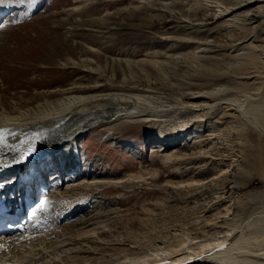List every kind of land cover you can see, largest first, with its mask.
Masks as SVG:
<instances>
[{"label":"rangeland","instance_id":"1","mask_svg":"<svg viewBox=\"0 0 264 264\" xmlns=\"http://www.w3.org/2000/svg\"><path fill=\"white\" fill-rule=\"evenodd\" d=\"M14 1V4L12 3L13 8L6 10L8 17L0 24V114H14L11 110L18 108L26 110L30 107H36L38 103L56 101L65 96L63 95L64 92L74 87L92 88L103 93L126 89L146 96L151 105L160 108L151 113L149 118H145V121L133 120L134 125L131 127L111 130L106 126H99L98 129L86 132L81 137L82 155L89 157L90 160L80 164L79 177L70 175L63 178V183L59 181V192L63 193L72 185L83 186L94 181L103 180L117 184L103 188L90 185L88 191L80 188L73 197L58 198L55 202L50 203V206L59 204L58 206L62 207L64 212L77 207L76 204L89 203L83 215L72 216L71 219L60 218L56 223L53 221L52 225H57V231L55 225L53 231L50 230L51 227L46 228L45 232H49L51 239L49 242H53L51 246L55 245V241L66 239L67 234L64 231L67 228H70V231L74 233L76 231L78 234L80 231L88 232L95 228L97 234L86 237L84 242L79 240L73 241L72 244L67 243V245L60 246L53 252V246L49 247L48 250L38 254L36 259L39 262L35 259L34 263L73 264L79 260L85 264H90L91 259L105 262L109 259L115 261L119 257L114 253V249L119 248V244H123L124 247L128 245V248L133 249L137 246L134 244L135 240L140 239L149 246L146 247L147 249L141 250V258L119 259L121 261L119 264H145V261L151 258L154 260L156 256L153 251H150L154 249L150 245L151 242L160 241L168 246L172 242L170 240L171 235L182 230V228L184 232H196L199 237L202 234L206 236L207 233V236L214 235L217 230L213 229L214 226L204 227L209 220L215 218L216 215L214 216V214L223 212L225 206H229L231 210L229 218L222 219L226 222V226L228 224L242 226L239 231L243 229L241 232H243L244 237L240 246L242 248L250 245L254 247L253 232L256 231L258 224L264 226V131H261V125L259 127L256 123H252L251 119L242 121V123L235 119L236 121L233 120V122L236 128L234 131H230L229 123H226L227 120L220 119L221 112L214 114V118L204 121L203 125L200 124L199 126V124L194 123L193 130L184 138L183 142H177L180 143L178 148L171 151L180 152L189 149L192 154L199 146L209 150L215 144V150L218 153L220 151L222 155L209 153L207 158L196 157L190 160V165L184 166L187 168L185 172L182 170L183 168L177 166L164 167L160 159L163 153L152 152L153 149H151L153 145L159 142L155 139L156 134L163 133L169 138L167 140L173 138L175 135L173 131L178 128L177 124L195 115L193 111L188 109L191 102L204 100L194 99L191 96H189L191 98H185L181 95L183 90L187 92L189 89H197L195 86L187 84V82L190 83L189 79L201 75L203 72L208 74L210 71H214V68L215 70L219 69L217 64L216 66L215 64L206 65L204 68L209 72L204 71L203 67L199 68V63L191 58L192 53L198 52V50L195 51L197 45L191 42L194 40L204 41L205 39L215 40L216 44L211 49L212 52L206 55L211 56L209 62L215 63L216 60L213 58L216 56L221 60H218L221 67L229 66V68L232 67L231 70L235 71L234 64L237 63L235 66H240L245 61L244 58H240L239 64L235 60H231V57L238 52L243 54L246 51L240 52L241 47H239L230 52L231 49L223 45L229 43L230 37H238L237 33L239 34L240 30L229 28L220 31L217 25L221 22L207 16V13L202 10L203 7L198 6L200 4L196 2L198 0H190L187 3L189 7L182 5L180 0ZM175 2L177 3L173 4ZM146 3L154 4L153 9L149 8L152 6L151 4V6H144ZM164 5L167 6V14L158 9L159 6L163 7ZM196 8H198L197 13L194 11ZM216 11L219 12V9H215ZM10 13L15 14L9 15ZM189 15L191 20L197 19L206 22V24L204 26H190L184 22ZM261 21L264 20L259 17L253 23L259 24ZM251 36L253 35H249V37ZM255 36H258L257 38L260 40L264 39V32L261 28ZM251 43L252 41H247L245 45L252 47V45L258 44ZM217 44L223 46V49L221 50L222 47ZM185 56H190L191 59L184 58ZM259 62L262 61L259 60ZM257 65L262 66L261 63ZM217 66L218 68H216ZM260 70L264 71V67H259ZM262 71H260L262 77L260 76V81L257 80V85L256 83L251 84L253 80L247 82L248 85H246L245 79L236 77L241 71L238 73L235 71L236 75L235 73L230 74L232 77L229 75L226 79L231 90L229 99H236L238 105L245 104L247 98L251 97L254 102L264 101V73ZM204 76L206 78V75ZM192 82L193 84L204 83V81ZM249 84H251L250 87L256 86L251 92ZM243 90L246 94L242 92ZM240 91L239 96L238 92ZM252 92L256 96L253 97ZM206 102L209 101L206 100ZM261 105H264V102ZM223 107L225 106L223 105ZM167 123L168 125H166ZM216 132L220 133V136L214 140L211 139L214 136H209ZM216 151L215 153H217ZM211 156L212 158H210ZM227 156H230L231 160H228ZM153 169L157 171L151 175L149 172ZM90 171L91 175L88 176ZM85 172L88 175H85ZM138 174H145L143 181L131 183V178ZM223 176H227L231 187H233L231 198L225 204L219 202L217 205H213L214 207L207 208L208 200L206 198L216 188L213 180ZM185 180L189 181L184 185L177 184ZM197 181L204 183L202 185L204 191L198 194L197 200H192L188 189L194 185L192 182ZM202 193H205L206 196L200 197ZM51 194L53 191L49 195ZM197 201H200V204ZM193 202L196 203L197 207H194ZM109 212L114 214L100 217V219L94 218L97 214ZM87 218H94L91 220L93 224L89 227L76 224L80 223V219L88 220ZM249 227L250 230H248ZM236 231H234V235ZM44 236H40L42 239L35 238L38 241L35 240L34 243H39L48 237L47 235ZM129 236H131V241ZM85 240L91 241L88 243ZM194 243L198 248L200 240L194 241ZM60 244L62 243L59 242L58 245ZM100 244L105 249L103 246L100 247ZM98 246L99 249L102 248L105 251L98 252ZM80 248L84 252L77 253ZM109 249L113 251L110 254L107 251ZM124 253H122L124 256L128 254L127 252ZM183 257L178 258L182 259Z\"/></svg>","mask_w":264,"mask_h":264},{"label":"bare ground","instance_id":"2","mask_svg":"<svg viewBox=\"0 0 264 264\" xmlns=\"http://www.w3.org/2000/svg\"><path fill=\"white\" fill-rule=\"evenodd\" d=\"M13 1L14 0H2V2H0V18L7 16L8 12L6 13V10L13 8V6H12L14 4ZM174 1H176V0H174ZM194 1H196V0H194ZM180 2L182 5L188 6L187 3H189L190 0H182V1L180 0ZM196 2L200 3V4H198V6L200 8L203 7L202 10H204V12L207 13V16L211 17L212 19H215L217 22H221L220 24L217 25V28H219L220 31H223V29L225 30V29H229V28H234V30H236V29L240 30L241 34L237 33L238 37H235V38L230 37L229 43L226 45H223V46L224 47L228 46L229 49H231L230 52H232L233 49H238L239 47H241L239 49V51L241 50L240 52L246 51V53H243V54H239V52H238L231 57L232 58L231 60H235L239 64H240V62H239L240 58H244V61H245V62H243V64L241 63L242 65H240V66L238 65L239 67L235 66V65H237V63L234 64V67H236V68L238 67L237 69L235 68V71L237 73L241 71L239 73V75L236 77H240V79H242V80L245 79L246 85H248L247 82L252 81V80H253V82L251 84L256 83V85H257V83H258L257 80H259L260 76L262 77V75H260V71H262V70L259 71V67H262V66L264 67V39L260 40L259 38H257L258 36H255V35L259 31V28H261L262 32H264V21H261L259 24H255V23H253V21L259 17H262L264 20V0H198ZM176 3L177 2H175L173 4H176ZM150 4L152 5V3H146V5H144V6H151ZM153 6H154V4L149 8L153 9ZM169 6H170V4H169ZM192 7H191V9H192ZM158 9L161 12H164V13L167 12V6H165V5L163 7L159 6ZM185 9H188V8H185ZM197 9L198 8H196V10H194L195 13H197L196 12V11H198ZM215 9H219V12H217V11L215 12ZM189 10H190V8H189ZM171 12H172V10H171ZM216 13H218V14H216ZM13 14H15V13H13ZM190 15H189V17H186L184 20V22H186L190 26H192V27L199 26V25L204 26L206 24V22H201V21H198L197 19L191 20L192 18H190ZM16 18H18V17H16ZM165 18H166V15H165ZM172 18H175V17H172ZM176 18H177V16H176ZM179 18H181V16ZM200 22H201V24H200ZM249 35H253V36L249 37ZM247 41H252V43H258V44L256 46L252 45V47H250V46L245 45V42H247ZM191 43L197 45L195 51L197 52V50H198V52L192 53L191 58L195 59L199 63L198 64L199 68L200 67L204 68V67H206V65H210V64H212V65L215 64V66H216V64H217L219 66V69L215 70V68H214V71L209 72L208 70H206L204 68V71L209 72L208 74H207V72L206 73L203 72L201 75H198V76L193 77V78L191 77V79H189L190 83L187 82V84H190V86H195L197 89L196 90H190L189 89V91H187V92L183 90L181 95L185 98L191 96L194 99H204V100L191 102V104L189 105V108L188 107L187 108L190 109V111H193V114H195V115H192L193 118L191 117L188 120L186 119V120L180 121V123L177 124L178 128L173 131V132H175V135H173V138H170V140H167L169 138L166 137L163 133H158V134H156L155 139L159 142H157L151 148V149H153L152 152H162L164 154L163 155L161 153L162 158H160L161 161L163 162L164 167H170V166L175 167V166H177L181 169L183 168L182 170H184V172L187 169V168H184V166L190 165L189 164L190 160L195 159L196 157H200V158L206 157L207 158V157H209V155L211 153H214V155H220V154L222 155V153L220 151L218 153L215 150L216 149L215 144L212 148H209V150H207V148H203L202 146H199L196 149L197 151L195 150V152L192 154H191L189 149L184 150V151L181 150L180 152L171 151L172 149L178 148L180 143H177V142H180V141L183 142L184 138H186L188 136V134L193 130L194 123H197L200 126V124L204 123V121H206L207 119L214 118V116H213L214 114H219L218 112H221L220 119L227 120L226 123H229L230 131H234L236 128V126H234V122H233V120H235V119L237 121H240V123H242V121L251 119L253 122L252 121H248V122L256 123L259 127L261 125L262 126V127H260L261 131L262 130L264 131V105H261V103H263L264 101L259 100V98H258V100L260 102L261 101L262 102L260 103L258 100H257L258 102H254L252 97L251 98L246 97L247 100H246L245 104H242V105L236 104V99H234V100L229 99V93L231 90H230L229 85H227L228 83L226 82V79L230 74L235 73V75H236L237 73L234 70H231L232 67H230V68H229V66L228 67H221V65H220L221 63H219V61H221V60L216 58V56H215V58H213V56H212V58L214 60H216L215 63L209 62V61H211V58H210L211 56L209 57L206 55L208 53L212 52L211 49L215 46L216 41L205 39L204 41L194 40ZM224 43H225V41H224ZM220 44H221V41H220ZM247 44L250 45L249 43H247ZM217 45H219V44H217ZM223 46H220V47H222L221 50L223 49ZM224 50H225V48H224ZM216 51H218V50H216ZM257 52H258V55H257ZM200 53L203 54L204 56L201 55ZM255 53H256V55H255ZM254 55L256 56V58L254 57ZM187 56H185L184 58H186ZM188 58H190V56L187 57V59ZM227 58H229V57H227ZM259 60H261L262 62H259ZM228 61H230V60H228ZM235 61H234V63H235ZM260 63L262 66L257 65ZM226 64H227V62H226ZM224 65H225V63H224ZM229 65H230V63H229ZM218 66L216 68H218ZM208 69H209V67H208ZM199 70H201V69H199ZM210 70H213V69H210ZM202 71H203V69H202ZM262 72L264 73V71H262ZM204 75H206V78ZM235 75H233V76H235ZM204 79H206V80H204ZM209 79H211L212 81ZM263 80H264V77H263ZM192 81H195V82L204 81V83H201V84H195L194 83L193 84ZM261 82H263V81H261ZM261 82H259V83H261ZM251 84H249L250 89L248 88L250 90V92H251V90L253 91V87L254 88L256 87V86L250 87ZM261 84H260V86H261ZM231 85H233V84H231ZM246 85H244L245 88H247ZM233 86H235V84ZM234 89H233V91H234ZM258 89H259V87H258ZM244 90H246V89H244ZM244 90L242 91L243 93H244ZM108 92L103 93L102 91H98V90L96 91L95 89H92V88L74 87V88H71L70 90L64 92L63 95H65V96H62L61 98L57 99L56 101H49V102L44 103V104L38 103V105L36 107H34V108L30 107L29 109H26V110L21 109V108L11 110V112L14 114H11V113L0 114V155H4V157H5L4 160H1L2 161L1 163L2 164H9L8 161H10L11 163L16 164V163H19L20 160L24 159L25 163H23L19 167V169L17 170L16 173L18 174L19 172L20 173L24 172L25 178H28L27 177L28 173H26V167L29 166L30 163H33L32 161H34V160H40V162H39L40 168L39 169H41V170H47V172L52 171L54 169L57 170L60 177H56V179L62 180V183L64 180L63 178L67 174L69 176L75 175V176L79 177V170L78 169L80 168V164L87 162L86 161L87 158L84 157L83 159H81V156H79L81 151L78 149L77 141L79 138L84 136L86 134V132L94 131V130L98 129V128H95L96 126H100V127L106 126V128L111 129V130H117V129L131 127L134 125L132 123L133 120L140 119L142 121H145V118H147V117L149 118L151 116V113H154L160 109V108H156L153 105H151L150 101L147 100L146 96H143L141 94H136L132 91H127L126 89L125 90H117V91H113V92H109V93ZM255 92H257V90ZM239 93H241V91L238 92V94ZM244 94H246V93H244ZM239 96H240V94H239ZM254 96H256V94H254L253 97ZM191 97H189V98H191ZM206 100H208L209 102H206ZM238 100H239V98H238ZM234 102L236 105L234 104ZM207 103H212V104H207ZM223 105L225 107H223ZM168 123L166 125H168ZM168 128H170V127H168ZM171 128H173V126H171ZM161 129H163V128H161ZM165 129H167V128H165ZM150 132H152V130H150ZM237 132H238V130H237ZM263 133H261V134H263ZM212 136H214V137L211 139L214 140L220 136V133L216 132V133L210 135L209 137H212ZM46 139H48V141ZM203 142H206V141H203ZM242 143H244V142H242ZM240 144H241V142H240ZM224 147L225 146H223V148ZM155 148H157V150H155ZM232 149H233V147H232ZM177 151H179V150H177ZM215 151L217 153H215ZM14 157H16V158H14ZM227 157H228V160H231L230 156H227ZM18 158H21V159L17 160ZM210 158H212V156ZM187 160H189V161H187ZM77 161H79L80 163H78ZM174 163H175V165H172ZM61 166H63V171H64L63 175L61 174V172H62ZM156 171L153 169L149 173H151V175H153L156 173ZM85 175H88V174L85 172ZM90 175H91V171H90L88 176H90ZM144 175L145 174H143V175L138 174V175L132 177L131 183H136L137 181H143L142 179H144V177H143ZM188 181L189 180L180 181L177 184L184 185ZM213 181H215L216 188H215L214 192L212 194H208V197L206 198L208 200L207 201V203H208L207 208H211V206L217 205L219 202H221V203L223 202L225 204L227 202V200L231 198V194H232L233 187H231V184H230L227 176H223L222 178H215V180H213ZM116 184H117L116 182H107V181H103V180L100 182L94 181L93 183H89V184L83 185V186L76 184V185H72L71 188L66 189L63 193H60L59 188H57L54 190L53 194L46 196L47 199L43 198L41 201H40V199H38V201H36L32 205L31 211H29L27 213V217H28V215H31L32 218L25 225L26 230H24L23 232H19L18 234H16L15 236H12V237H0V264H35L34 261L38 257V254L40 252L46 250V249L48 250L49 247L51 248L53 246V248H52V252H53V250L55 251L60 246L67 245V243L72 244L73 241L77 242L79 240H83V242H84V239H86V237H89L92 235L95 236L97 234V233H95V230H96L95 228H93L89 231L86 230L88 232H83V231H85V230H83L82 231L83 233L79 230L80 231L79 234L75 230H74L75 231V233H74L73 231H70L71 230L70 228L69 229L67 228L65 231L63 230L67 234L66 239L64 238L62 241H55V245L51 246V243H53V242H49V241H51V239H50L49 232H45L46 228L51 227L50 230L53 231L55 224L52 225V223H54V222L56 223L57 221H59L60 218L71 219L72 216H78L79 214H80V216L83 215L85 210L87 209L89 203L76 204L75 206H77V207H75V208H70L71 207L70 206L69 207L70 209L68 208L69 211L67 210V212H64V209L62 207L58 206L59 204L57 206L56 205L50 206L49 204L52 203L53 201L55 202V200H57L58 198L63 199L65 197H73L75 195V192L77 190H79L80 188L85 189V190L87 189V191H88V188L90 185H94V186H98V187L103 188V187H107L108 185L115 186ZM192 184H194V185L190 186L188 191H190V193H191L190 197L192 198V200H197L198 194L201 193L202 191H204V187L202 186V185H204V183H200L199 181H197V182H192ZM82 189H81V191H82ZM199 189H200V191L198 192ZM44 191L47 192V190L45 188H44ZM178 191H181V190H178ZM202 196H206V194L205 193L200 194V197H202ZM55 197H57V198H55ZM197 202H198V204H200V201H197ZM193 203L195 204L194 207H197L196 203L195 202H193ZM62 205H65V204H62ZM202 208H204V207L202 206ZM189 209H191V208H189ZM24 210L26 211V210H30V209L25 208ZM199 211H200V209H199ZM206 211H208V210H206ZM222 211L225 213L219 212L217 214H214V216L216 215L215 218L214 219L212 218L211 220H209V222L206 223V225L204 227V228H209L210 226L211 227L214 226L215 228H213V229H217L216 233L214 235L207 236L208 235V233H207V235L204 236L200 232L202 234L201 236H203V237H201V236L199 237V236H197L196 232H194V233L192 231L191 232L190 231L184 232L183 231L184 229L182 228V230L176 231V233L174 235H171L172 237L170 238V240H172V242L169 245L167 244L168 246H166L165 244H162L160 241H155L154 243L151 242L150 245L153 246L154 249L153 250L152 249L150 250V248H148V249L150 251H153L156 254L155 257H157V258L154 257V260L152 258L148 259V261H145V264L146 263L147 264H264V226H259V224H258L256 231L254 230V232H253V234H254L253 237H255V239H253V241L255 240V242L253 243L254 247H252L250 245L249 247L245 246L244 248H242L240 246L241 245L240 243L242 241V238L244 237L242 235L243 232H241V231H243V229H241V231H239V228H241L242 226H238L236 224L235 225L234 224H231V225L228 224L226 226V222L222 219L228 217L230 215L231 210L229 209V206L228 207L225 206V208ZM12 212L13 211L11 209L8 210V214H9L8 216L9 217L14 216V213L12 214ZM111 214H114V213L109 212L107 214H100V215L97 214V216L94 218L100 219V217H105V216L107 217L108 215H111ZM232 214H233V212H232ZM64 216H66V218H64ZM15 217H17V216H15ZM94 218H92V219L87 218L88 220L80 219L79 220L80 223H76V224L83 225L87 228V226L89 227L90 225L93 224V222H91V220H93ZM199 221H201V220H199ZM229 221H230V219H229ZM94 222H95V220H94ZM35 223H39L40 226L37 230L32 231L31 228ZM234 223H236V222L234 221ZM95 224L97 225L98 223H95ZM182 225H184V224H182ZM194 225H196V224H194ZM56 226L57 225H55V229H56ZM185 226H184V228H185ZM187 226H190V225H187ZM189 228H191V227H189ZM198 228H200V227H198ZM198 228H195V229H198ZM81 229H83V228H81ZM246 229H247V227H246ZM252 229H253V226H252ZM201 230H202V228H201ZM248 230H250V227L248 228ZM56 231H57V229H56ZM60 231H61V229H60ZM234 231H236L235 235H234ZM44 235H47V236L49 235V236L48 237L46 236L47 238L43 239L39 243H34L35 240H37L39 238L42 239V237H45ZM221 235H223V237H220ZM40 236H42V237H40ZM99 237H101V236H99ZM130 237L131 236H129L128 238H130ZM35 238H37V239H35ZM94 239H96V238L94 237ZM94 239H92V240L94 241ZM131 240L132 239L130 238V241ZM197 240H200V243L198 244V248H197L196 243H194V241H197ZM85 241L89 243L91 240H85ZM45 242H47V243L45 244ZM59 242L62 244L58 245ZM126 242H127V240H126ZM120 243H121V241H120ZM83 244H85V243H83ZM134 244L137 246H135L136 248H133V249H130V247L128 248V245H126V244H125L126 245L125 247L123 246V244H119V246H120L119 248H115V249L113 248L114 253H116L118 255L120 260L127 259V258L139 259L142 256L141 250L147 249L146 247H149V246L147 243H146L147 245H145L144 242L140 241V239H136ZM249 244H250V242H249ZM112 245H114V244H112ZM246 245H248V244H246ZM99 246L102 247L103 245L101 246V244H100ZM99 246L97 247L98 252L105 251L104 246H103L104 249H102V248L99 249L100 248ZM242 246H244V245H242ZM111 248H112V246H111ZM49 250H51V249H49ZM109 250H107L109 254L111 252H113L112 250H110V251ZM190 250L193 253L192 252L190 253L189 252ZM80 251L84 252V250L82 248H80V250L77 253H81ZM95 251H96V249H95ZM133 251H135V252H133ZM45 252L47 253V251H45ZM124 252H127L128 254L126 256H124L122 254ZM43 255H44V253H43ZM180 256H184V257L182 259H179L178 257H180ZM61 257H63V256H61ZM158 258H160V259H158ZM119 259H116L115 261H112V259L111 260L109 259L107 262L97 261L95 259L94 260L91 259L90 264H116L117 262L119 264V262H121ZM36 261H37V259H36ZM37 262H39V261H37ZM79 263L85 264V262H80L79 260L75 261V263H73V264H79ZM55 264H58V263H55Z\"/></svg>","mask_w":264,"mask_h":264},{"label":"snow or ice","instance_id":"3","mask_svg":"<svg viewBox=\"0 0 264 264\" xmlns=\"http://www.w3.org/2000/svg\"><path fill=\"white\" fill-rule=\"evenodd\" d=\"M0 2H2V0H0Z\"/></svg>","mask_w":264,"mask_h":264}]
</instances>
